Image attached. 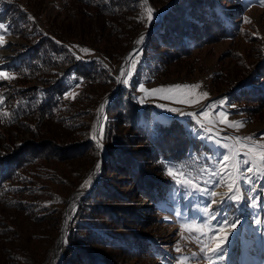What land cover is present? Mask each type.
I'll use <instances>...</instances> for the list:
<instances>
[{"label":"trees","instance_id":"trees-1","mask_svg":"<svg viewBox=\"0 0 264 264\" xmlns=\"http://www.w3.org/2000/svg\"><path fill=\"white\" fill-rule=\"evenodd\" d=\"M5 1L0 20L7 21L27 47L18 62L6 65L15 79L0 81V264L49 262L66 199L91 176L99 158L91 122L98 104L116 85L102 60L118 64L148 28L152 31L139 47L141 62L130 86L120 87L106 106L103 172L70 214L65 234L70 247L59 264H129L147 258L152 253L146 235L158 207L176 187L165 176L161 160L184 161L190 150L204 144L180 119L163 124L154 120L151 108L134 99L136 88L148 74L188 57L193 49L232 39L246 17L243 0H175L160 25L157 17L147 20L146 0H69L66 16L75 13L79 23L73 30L67 32L64 18L48 21L44 31L30 35L23 34L27 14L18 0ZM34 1L40 9L36 0L28 3ZM169 1L150 2L159 12ZM237 2L239 7L234 6ZM82 27L93 35L91 44L73 40ZM82 44L99 58L80 52ZM69 46L82 58L76 59ZM251 68L243 70L237 88L227 94L246 112L264 104V61ZM21 135L28 139L17 143ZM113 172L127 178L112 180ZM124 185L131 189L123 190ZM134 195L150 203L144 214L135 206Z\"/></svg>","mask_w":264,"mask_h":264},{"label":"rangeland","instance_id":"rangeland-1","mask_svg":"<svg viewBox=\"0 0 264 264\" xmlns=\"http://www.w3.org/2000/svg\"><path fill=\"white\" fill-rule=\"evenodd\" d=\"M28 1L29 0H18L19 7L27 14V27L23 31L24 35H30L37 30L40 32L44 31L45 25L49 23L48 21L57 20L56 23H59L60 20L65 18V20L62 21L66 23L67 32L73 30L76 24H79L78 17L75 13H72L73 16H66L67 13L64 7L69 0H36L40 3V9L33 6L36 4L35 1L33 3H28ZM146 1L148 6L151 7V0ZM155 1L159 2V0ZM218 1L221 0H217L216 2ZM5 2V0H0V11L3 7H5ZM220 3L221 2H219V4ZM241 4L242 7H245V18L248 19L247 21L244 19V23L241 27L242 30L237 32L232 39H224L219 42L209 43L202 47L195 48L191 51L188 57H182L179 61H176V63L168 62L165 65H162L156 73L148 74L146 79L141 82L144 83L145 87L148 89L156 88L162 85L198 84L199 88L184 91L191 92L193 94V98L206 91L209 93L208 98L200 100L199 103L195 104H181L174 101H165L160 99L159 96L141 93L138 90L139 86L136 88L135 97H143L145 100L144 104H140L138 102L139 105L143 107L149 106L154 120L163 124L168 123L172 118L180 119L185 125H187V129L192 134V137L201 140L202 144L205 145V148H202L204 146L203 145L198 148L199 150H190L188 152L189 156L184 161L175 163L177 168H183L184 171H191L193 174L200 172L205 168V166H207L208 169L214 168L219 170V161L222 160L223 155L226 152V149L216 147L209 141L198 138L196 133L201 130L196 124V120H201L204 122V126L206 128H211L214 132L218 131L223 136H231L235 138L237 136L249 137L254 135L256 142H261V137L264 136V104L259 107H255V109L250 112L249 110L246 112L241 109V106L239 105L240 102H232L231 96L227 95L228 93L235 91L238 86V84L235 85L237 81L236 79L242 74L246 67L250 65V67H252L250 72H252L255 69L256 64H261L264 61V4L257 2V0H243L241 1ZM234 6L239 7L238 2L235 3ZM30 16L34 17V21L29 19ZM0 22L3 21L0 20ZM5 24H8V22L6 21ZM157 25H160V21H158ZM146 31L141 32L139 35L146 33ZM72 34H76V32ZM76 35L78 36H74L73 40H76L79 43H92L91 40L93 35L90 34V30L87 31L86 27H82ZM5 40L8 41V44L4 47H0V62L4 64L3 70L9 71L15 76V74L6 65H8L9 62L13 63L19 61V56L23 52L25 46L27 47V41L21 38L19 34L13 35L11 32L5 35ZM93 46L97 45L93 44ZM81 47L90 49V52L87 53L88 55L93 58H99V55L95 53L90 46L82 44ZM99 47H101V44H99ZM69 49L81 56L73 47L69 46ZM132 59H140V55L137 54V56H134ZM102 61H104L108 68L111 69V72L115 77L117 74V67L121 61H119L118 64H110L104 59ZM126 71H134L131 62L127 65ZM120 84H122L121 87H126L123 83ZM224 98L228 101L226 106L227 112L229 113L228 119L230 121H244L245 123L242 128H228L225 125L218 123L219 118L212 113L211 109H209L210 116L207 120L204 117L199 116V110L204 108L205 105ZM161 103L168 107L178 109V112H169L156 107L157 104ZM179 112L197 113V115L195 118H192L189 116H181L178 114ZM213 120L217 122L211 123L210 121ZM103 124L104 123L102 122L101 125L103 126ZM193 129L196 130L195 133L193 132ZM27 137V135H21L16 142L19 143L21 140L25 141L28 139ZM98 139L99 142L103 144L106 154V146L105 143L102 142L100 132L98 134ZM98 150L100 156L101 149L98 148ZM197 157H200V159H197ZM99 159L100 157L97 159L92 169L91 176L87 178L77 190L70 193L69 196L78 192V190H90V192L93 190L103 172L102 162L101 167L95 174L96 179H98L95 182V185L92 186L93 171ZM165 169L167 171V163L165 165ZM175 170L176 169H174V171ZM109 174L112 180L116 181L122 180V178H127V175H117L118 173L116 172ZM165 176L173 181V179L168 177L166 173ZM177 178L188 179L189 177ZM218 179V177L214 178L213 183H216ZM227 181L228 177H225V184L223 186L214 188L212 184L206 186L218 193H223L228 190L226 186ZM173 183L175 184L174 181ZM243 187L245 192L248 193L252 199H246L238 209L233 205L221 206V211L226 212L231 221L234 222L235 219H240L242 221L241 226L237 230V236L230 238L231 242L227 244V259L223 262V264H264V224L257 225L255 223L257 218L264 219V179H258L257 183L252 185L253 188H256L255 192H250L249 186L246 184L243 185ZM122 188L123 190L131 189V187H125V185L122 186ZM76 195L77 194L72 195L71 198ZM255 197H261L260 208L249 207V204H255ZM134 199L135 206L140 207L142 210L141 214H144L145 207H148L150 203L147 202L146 199L137 198V195H134ZM216 199H219V197ZM209 202L208 198L200 196L198 193L189 194L186 189L175 187L168 193L164 203L158 207V210L155 213V222H153V226L151 227V232L146 235V243L152 254L148 255L147 258L141 257L137 261L128 260V263L143 264L148 262L147 264H209V261L202 258L200 254L201 245L197 242L198 233L196 231L198 229H204L206 231L208 227H215V225L220 222L219 220L211 223L204 222V216L201 209ZM76 206L77 204L75 206L73 205V207L71 206L72 210H70V214ZM62 221L63 216L61 217L60 222L58 220L57 227L59 226V229L52 243L51 253L54 248L55 240L61 232L60 228ZM188 229H192L193 231L190 233ZM63 236L64 247L62 253L60 254V258L66 249L70 247V245L64 243L65 232L63 233ZM37 241L42 242L41 239H38ZM206 243L210 248L215 246L216 241L207 240ZM232 246H234V250L231 255L228 252ZM177 247L179 248V251L176 250Z\"/></svg>","mask_w":264,"mask_h":264},{"label":"snow or ice","instance_id":"snow-or-ice-1","mask_svg":"<svg viewBox=\"0 0 264 264\" xmlns=\"http://www.w3.org/2000/svg\"><path fill=\"white\" fill-rule=\"evenodd\" d=\"M257 2L264 4V0H257ZM30 20L34 21V17H29ZM156 19V13L151 7L147 8V20L151 23ZM248 18H245L247 21ZM11 32L10 25L0 22V47H4L8 44L5 40V35ZM144 36L142 35L137 41L136 45H142ZM60 44V41H56ZM79 47V46H74ZM80 52L88 53L90 49L80 48ZM142 56L140 49H134L133 52L129 53L128 57L125 58L126 63L120 67V75L116 77L117 82L123 83L126 86H130L131 78L134 75V71H126L127 61L131 60L133 70L141 62L140 59H132L137 54ZM76 59L82 57L72 53ZM4 64L0 62V81H9L15 79V76L9 71L3 70ZM198 84H174L167 86H158L156 88L148 89L144 83L139 84L138 90L141 93L149 94L152 96H159L160 99L165 101H174L181 104H195L199 103L200 100L206 99L209 96L208 92L198 94L193 98L191 92L184 90L197 89ZM72 95L71 93H65V97ZM74 98V97H73ZM140 104H144L145 100L143 97H134ZM4 97L0 95V102H3ZM107 102V101H106ZM228 101L226 98L219 99L218 101L207 104L204 108L199 110V116L204 117L206 120L209 118V109L212 113L218 116V123L225 125L228 128L239 129L244 125V121H230L228 119L229 113L227 112L226 106ZM20 105L18 104L17 107ZM105 105L101 104V110L104 109ZM156 107L164 109L169 112H178V109L168 107L165 104H157ZM234 107V106H233ZM181 116H189L195 118L197 113L179 112ZM2 115L7 116L8 113ZM216 123L217 121H210ZM196 124L200 128V132L196 133L198 138L207 140L216 147H222L226 149L222 160L219 161V170L208 169L205 166L200 172L192 173L191 171H184L183 168H177V165L172 162H165L161 160V163H167L166 175L171 177L176 184L177 188L186 189L189 194L198 193L200 196L209 199V203L204 205L201 209L204 216V222L211 223L219 220L220 222L215 227H208L204 229H198L197 231V242L201 245L200 254L202 258L209 261V264H223L227 259V244L231 242L230 238L237 236V230L241 226L242 221L235 219L234 222L228 218L226 212L221 211V206L233 205L237 209L246 200L252 199V197L245 192L243 185H248L250 192H255L256 188L252 185L257 183L258 179H264V136L261 137V142H256L255 136L249 137H231L223 136L220 132H214L211 128H206L204 122L196 120ZM99 128L101 136L103 135L104 129L102 125L93 126L92 139H96L95 130ZM195 133L196 130L193 129ZM230 141V142H226ZM97 147H101L98 143ZM200 159V157H197ZM243 166V167H242ZM99 164L97 169H99ZM174 169H176L174 171ZM177 177H189L188 179H178ZM219 178L216 183H213L214 178ZM225 177H228L227 191L218 193L206 185L212 184L214 187H220L225 184ZM259 186V185H258ZM219 197V199H216ZM255 204H249V207L260 208L261 197H255ZM47 205H45L46 207ZM257 225L264 224V219L257 218L255 220ZM183 227V226H182ZM191 233L193 230L188 229ZM215 240L216 244L214 247H208L206 241ZM64 243H67L65 239ZM179 251V248L176 249Z\"/></svg>","mask_w":264,"mask_h":264},{"label":"water","instance_id":"water-1","mask_svg":"<svg viewBox=\"0 0 264 264\" xmlns=\"http://www.w3.org/2000/svg\"><path fill=\"white\" fill-rule=\"evenodd\" d=\"M174 1L175 0H171L170 2H168L166 5H164L163 7H161L160 8V11L159 12H155L156 13V17L157 18H159V21H160V18H161V15L164 13V12H166L167 11V9L174 3ZM151 30L152 29H149V30H147L146 31V33H143V34H141V35H139V36H137L136 37V39H135V42L132 44V46L130 47V49L125 53V55H124V57H123V59L121 60V62L119 63V65H118V67H117V74L115 75V79H116V77L117 76H119L120 75V67L122 66V65H124L125 63H126V60H125V58L126 57H128V55H129V53H131V52H133V50L134 49H138L139 47H140V45H136V41L143 35L144 36V40H143V42L145 41V38H146V36H147V34L149 33V32H151ZM131 62V60H129V61H127V65L129 64ZM122 86V84H120L119 82H117V80H116V86H115V88H114V90L112 91V93H110V94H107V95H105L104 96V98H103V100L100 102V104L98 105V108H97V110H96V114H95V116H94V118H93V120H92V135H93V126L94 125H101V123L103 122V118H104V116H105V113H104V111H105V108H106V106L109 104V102L111 101V99H112V97L117 93V91L119 90V88ZM107 101V102H106ZM101 104H104L105 105V107H104V109H102L101 110V108H100V105ZM95 132H96V139L94 140V139H92L95 143H99L100 145H101V147H99L100 149H101V152H100V159H99V161H98V163H97V165L99 164V166L101 167V163L103 162V160L106 158L105 157V148H104V146H103V144L101 143V142H99V139H98V134H99V128H97L96 130H95ZM97 165H96V167H95V169H94V171H93V175H92V186L93 185H95V182L97 181V179H96V177H95V174L97 173L96 171L97 170H99V169H97ZM99 167V168H100ZM90 192V190L89 191H82V190H78V192H76V193H74V194H77V198L75 199V205L79 202V199L82 197V196H84V195H86V194H88ZM74 194H72V195H74ZM71 195V196H72ZM71 196H69L67 199H66V206L64 207V211H63V213H62V216H63V221H62V225H61V228H60V234L57 236V238H56V240H55V243H54V248H53V251H52V253H51V257H50V261H49V263L48 264H51V262L53 261L52 259H53V257H54V255L58 252V242L60 241V239H62V236H63V233L65 232V234H66V229H67V225H68V222H69V219H68V221L66 222V224H65V226H64V228H63V225H64V223H65V212H66V210H67V208H68V205H69V203H70V198H71ZM74 205V206H75ZM59 258H60V256H59ZM59 258H58V260H59ZM60 261V260H59ZM59 261H58V263L57 264H59Z\"/></svg>","mask_w":264,"mask_h":264},{"label":"bare ground","instance_id":"bare-ground-1","mask_svg":"<svg viewBox=\"0 0 264 264\" xmlns=\"http://www.w3.org/2000/svg\"><path fill=\"white\" fill-rule=\"evenodd\" d=\"M163 118H165V117H163ZM77 198V195L76 196H74V197H72V198H70V203H69V205H68V208H67V210H66V212H65V223H64V225H63V227L65 226V224H66V222L68 221V219L70 218V216H69V212H70V210H72L71 209V206L73 207V205H75V204H73V203H75V199ZM69 213V214H68ZM63 240H64V236L62 237V239H60V241L58 242V252L54 255V257H53V261L51 262V264H57V261H58V258H59V256H60V254L62 253V251H63V247H64V245H63ZM234 250V246H232V247H230V249H229V254H231L232 255V251Z\"/></svg>","mask_w":264,"mask_h":264}]
</instances>
